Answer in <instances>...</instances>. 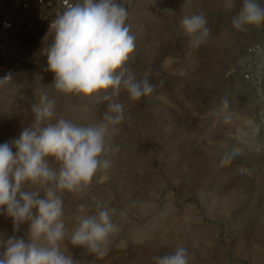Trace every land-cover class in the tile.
I'll list each match as a JSON object with an SVG mask.
<instances>
[{
  "label": "rangeland",
  "instance_id": "rangeland-1",
  "mask_svg": "<svg viewBox=\"0 0 264 264\" xmlns=\"http://www.w3.org/2000/svg\"><path fill=\"white\" fill-rule=\"evenodd\" d=\"M120 2L136 37L126 66L154 88L139 101L122 93L126 118L111 138L120 145L111 169L98 173L86 193L65 194L62 219L69 235L79 204L94 212L96 201L104 200L117 209L119 230L110 252L98 259L66 238L67 249L80 264H155L154 256L178 245L188 249L190 264H264V164L257 176L250 166L237 168L233 159L223 163L233 147L243 156L256 151L264 157V105L259 106L264 86L254 87L250 100L236 77L247 64L262 66L247 49L264 41L263 26L246 31L232 26L242 0ZM3 4L0 0V8ZM201 11L207 14L210 37L193 47L181 22ZM11 36V57L19 70L16 80L0 90V144L11 145L34 123L31 108L41 92L56 101L52 123L59 118L99 122L107 105L105 93L65 96L52 85L44 49L54 35L20 28ZM250 58L256 62L248 63ZM225 173L229 178L219 185L216 180ZM239 184L247 189L241 191ZM10 237L27 242L28 225L14 231L12 219L0 214V254Z\"/></svg>",
  "mask_w": 264,
  "mask_h": 264
},
{
  "label": "clouds",
  "instance_id": "clouds-1",
  "mask_svg": "<svg viewBox=\"0 0 264 264\" xmlns=\"http://www.w3.org/2000/svg\"><path fill=\"white\" fill-rule=\"evenodd\" d=\"M128 16L120 0H76L51 21L54 37L44 54L56 92L80 97L105 93L107 105L97 123L65 118L52 123L56 101L41 92L31 108L34 123L11 145L0 144V214L12 219L14 231L26 223L29 233L27 242L7 240L0 264H80L67 249L66 238L72 247L98 259L110 252L111 238L119 229L114 222L117 209L108 201H96L94 212L79 204L70 235L62 217L65 194L86 193L98 173L111 169L112 156L120 151L111 138L126 118L122 93L129 101H139L154 88L126 66L136 47ZM181 23L193 47L208 41L211 29L205 12L184 17ZM231 24L239 31L264 26V0H242ZM10 78L9 74L0 82ZM240 155L241 149L233 147L223 163ZM153 259L155 264H190L191 254L178 245Z\"/></svg>",
  "mask_w": 264,
  "mask_h": 264
},
{
  "label": "built area",
  "instance_id": "built-area-1",
  "mask_svg": "<svg viewBox=\"0 0 264 264\" xmlns=\"http://www.w3.org/2000/svg\"><path fill=\"white\" fill-rule=\"evenodd\" d=\"M75 2L76 0H4L0 8V79L9 74L11 78L0 82V90L13 83L18 76L19 64L11 57L12 32L26 28L44 30L54 35L49 32L51 21L62 13L69 3ZM247 52L252 53L251 56L254 55V59L262 65L254 67H264V41L249 47ZM252 61L251 58L247 60L251 64L256 62Z\"/></svg>",
  "mask_w": 264,
  "mask_h": 264
},
{
  "label": "bare ground",
  "instance_id": "bare-ground-1",
  "mask_svg": "<svg viewBox=\"0 0 264 264\" xmlns=\"http://www.w3.org/2000/svg\"><path fill=\"white\" fill-rule=\"evenodd\" d=\"M261 28V27H260ZM264 28V26H263ZM264 31V30H263ZM262 31V32H263ZM229 32V31H227ZM226 33V32H225ZM226 34H229V33H226ZM225 34V35H226ZM228 36V35H227ZM225 37V38H229V37ZM233 38V37H231ZM228 40V39H227ZM258 40V39H257ZM263 40V38H262ZM260 42V40H259ZM250 47V46H249ZM248 47V48H249ZM248 50V49H247ZM245 52V50H243ZM248 58V57H247ZM255 58V56H254ZM259 64V63H258ZM257 64V65H258ZM246 65V64H244ZM246 67L248 68H245L243 71L239 72L236 77L237 79H239L241 82H242V89L244 90V92L246 93V96H249L248 98H250V100L252 99V94L253 92L255 91V88L257 87L256 90H260L263 86H264V67L263 68H256L252 65H246ZM242 68V67H241ZM240 68V69H241ZM252 83V84H251ZM259 85V87H258ZM255 87V88H254ZM247 98V97H246ZM247 98V99H248ZM249 100V99H248ZM263 102V103H262ZM244 105V104H243ZM264 105V99L263 101H261V104H259V106H263ZM260 121H261V124H262V128H263V131H262V134H264V117L261 115L260 116ZM256 151H250V153L252 155H246L244 154L241 155V156H237L235 157V159H233V163L236 164L237 168L240 167V166H250L252 167L256 172V175L258 176L259 173H260V170H259V166H261L262 164H264V157H262L260 154L258 153H255ZM201 156V154L199 155V157ZM238 164V165H237ZM234 165V164H233ZM238 170V169H237ZM229 173H225L221 176H219L217 178V183L219 185H223L225 183L226 180H228L229 178ZM217 184V187L219 186ZM245 185L243 184H239L238 185V188L241 190V191H244V188ZM247 189V188H246ZM245 189V190H246ZM231 200V199H230Z\"/></svg>",
  "mask_w": 264,
  "mask_h": 264
}]
</instances>
